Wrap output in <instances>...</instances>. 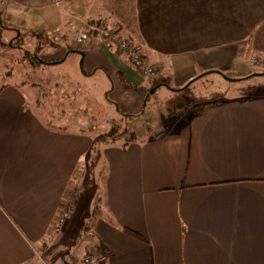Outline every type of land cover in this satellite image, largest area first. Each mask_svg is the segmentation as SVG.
I'll list each match as a JSON object with an SVG mask.
<instances>
[{
	"label": "crops",
	"instance_id": "obj_1",
	"mask_svg": "<svg viewBox=\"0 0 264 264\" xmlns=\"http://www.w3.org/2000/svg\"><path fill=\"white\" fill-rule=\"evenodd\" d=\"M95 1L0 0V24L56 39L70 26L78 28L76 36L98 21L119 29L160 76H142L97 36L80 49L78 79L106 78L105 100L120 116L140 118L149 95L158 91L183 100L180 85L222 65L232 75L242 73L238 66L249 49L264 54V16L247 17L264 14V0H120L118 8L103 0L107 10L93 11ZM155 6L166 9L165 48L150 44L142 32L145 18L155 20ZM239 10L248 13L241 16ZM212 21L217 28L208 34L218 38L208 40L195 22ZM195 69L201 73L194 77ZM26 97L13 87L0 90V264H44L45 257L69 264L86 256L88 264H264V94L195 104L188 99L179 105L185 108L181 119L174 116L166 132L139 140L122 137L101 149L107 164L93 215L90 194L85 203L78 199L92 172L93 134L68 132L66 123L53 126L40 107L34 110L41 118L35 117L23 104ZM73 189L78 197L72 212L81 210L73 231L68 234L72 224L66 220L55 231ZM83 224L89 228L85 242L77 233ZM68 235L75 252L69 261L61 256Z\"/></svg>",
	"mask_w": 264,
	"mask_h": 264
},
{
	"label": "rangeland",
	"instance_id": "obj_2",
	"mask_svg": "<svg viewBox=\"0 0 264 264\" xmlns=\"http://www.w3.org/2000/svg\"><path fill=\"white\" fill-rule=\"evenodd\" d=\"M80 1L82 3H86L89 0ZM119 1L120 0H113L111 7L118 8ZM260 1L261 0H259V2ZM72 3L68 5H71ZM78 4L79 3H74V6ZM102 4L103 0H96L94 6L92 7L93 11L101 9L103 10L104 5ZM86 9H84V11L81 13H86ZM104 9L107 10L106 7ZM77 11L80 13L78 8ZM124 11L121 12L123 17H128L129 12L126 11L125 13ZM165 13L166 9H164V7L155 6V20L150 23L149 19L145 18L144 23L146 24V27L142 31L147 40H149L150 44L155 46L157 45L158 47L162 48L166 47ZM238 13L241 16H245V14L248 12L245 10H239ZM249 14H255L259 20L263 19L264 16L263 12L259 11H254L253 13L249 12L247 17ZM195 24H197V27H203L205 31V36H203V38L208 40L212 39L213 37H216V39L218 38V36L211 37L208 34V30L212 28L214 29L213 26L215 25L213 21L208 23L195 22ZM8 28L11 27L0 25V39L6 43L5 46L0 47V90L5 89L6 87H13L15 90L20 92L23 97L24 95L27 96L26 98L28 99H25L23 103L25 107L31 109L33 113H35V117L40 115L38 113L39 111L36 112L34 109L40 107V111L43 112L42 116L47 120L51 119L50 123L53 126H57L59 124L63 126L66 123L68 124L69 128L64 129H66L68 132H74L75 130L82 129L92 133L94 136L93 148L88 153V155L92 157V162L91 160L88 161V167L89 169H92V172L91 175L89 172L87 173L85 191L81 193L79 196L80 198H78L80 201L85 203L88 200L86 197L87 193L90 194V204L92 205L91 209L93 208V212L91 213L92 215L94 214V211H96L97 206L100 205V200L102 199L101 184L103 183L102 180L104 178L102 175L103 173L105 174V165L107 164V159L105 158L106 154H102L103 152H101V149L103 151L105 148H107V146L116 144V142L120 141V138L122 137L139 140L143 137L153 136L157 132H166L167 127L172 121L175 120L173 118L177 116V121L181 119L179 116L182 114L185 108L180 110L181 108L179 105L184 104L188 99L192 101V104H195L199 101L204 102L218 98L221 100H230L232 98L247 99L253 96L264 94V68L260 64V62H264V54H259V51H257L255 48H252L244 54V60H246L247 63L246 61L245 64L241 62L240 64H242V66H238L242 73L232 75V73L235 72L231 73L230 67L226 68L224 65H222V67H217L215 71L212 70L209 75H206V77L203 75L188 86H186L187 83L180 85V93L184 97L183 100L179 98L176 100L166 99L159 91L152 93L149 95L145 113L140 116V118L131 119L128 116H120L119 114L117 115L115 104L105 100L104 92L109 87V82L106 78H104L106 82H103L102 75H100L102 78L100 76H96L95 78L91 79V81L88 80V82L87 80L81 81L78 79L81 77L79 61L81 59V53L83 52L80 50L83 46L77 44L73 40V35L76 34L75 32L78 30V28L73 26L67 28L65 31L66 35L63 36L66 43L64 44L63 41V43H61L62 45L58 44L57 46L55 43V36H53L54 38H51L54 40L55 46H49L45 40H37L38 42H41L40 46H42L37 52L38 57L41 59L54 60L56 58L62 57L68 48L72 50L62 63L41 68H39V65L35 66V64L30 63L27 59L20 60L22 50H34V45L38 43L36 42V39L32 36L26 35L24 37L22 36L23 38H20L22 40L18 38L13 40L14 37H17V33ZM222 30L226 33L228 31L227 29L223 28ZM224 37L225 36H222V38ZM13 44L20 45L21 48H14L12 46ZM248 47L249 46H247V48ZM138 48L142 53L143 51L141 47ZM261 49L262 47L260 46V50ZM34 70H37V73L31 72ZM199 70L200 69L193 70L196 72L194 77L201 73L198 72ZM221 72L223 75L221 74V76H219L218 74ZM23 74V77L20 76ZM183 76L185 75L181 74L176 77ZM212 79H216V81H212ZM40 83L46 88L48 86L50 90L46 91L44 87L38 85ZM171 84L175 87L179 86L177 85L176 81H172ZM42 90L47 92L45 98L41 96ZM40 96L41 100H39ZM77 108L83 111H77ZM59 118H61V120ZM76 119H78L79 123L75 121ZM86 123L88 126L85 125ZM46 124L49 125V122L46 121ZM105 134H109L106 139L102 138V136ZM97 136H100V139L102 140H106L105 142H110V144L107 145V143H104V141L101 142ZM80 165H84V162ZM79 185V181L74 184V186H76L78 189V193L80 192ZM77 197L78 196H76V198L73 200L69 216L65 219L66 222L72 224L71 228L68 229V234L73 231L72 227L81 211L77 209L76 215H74L72 212L73 208L76 206L75 203ZM78 205L80 206L82 204L77 202V206ZM63 225H61V227ZM88 231V224H83L81 228L77 230V233H81L80 240L82 242L88 240L87 237L83 236V234L87 233ZM53 232L55 231L53 230ZM62 232L63 229L61 230L60 234ZM75 240L77 239L75 238ZM73 243L74 237L68 235L64 244L62 245L64 251L61 253V256H63L65 260H68L70 256H74L75 254V252L69 248V246H72ZM82 259L83 258L77 260ZM36 261L37 264H41V261ZM48 263V257L47 260L45 257L44 264ZM49 264L53 263L50 262Z\"/></svg>",
	"mask_w": 264,
	"mask_h": 264
},
{
	"label": "built area",
	"instance_id": "obj_3",
	"mask_svg": "<svg viewBox=\"0 0 264 264\" xmlns=\"http://www.w3.org/2000/svg\"><path fill=\"white\" fill-rule=\"evenodd\" d=\"M98 36L107 45H110L116 50L120 55H124L132 65V67L142 76L149 78H157L160 76V71L147 61V59L139 51L138 47L133 41L127 37L112 31L107 26L103 24H98L96 26L87 28L84 31H80L75 37L74 41L84 46H88L93 39ZM261 66L264 68V62H260ZM77 195V190L73 189L68 196V199L64 203L56 221L54 227L55 231H58L59 226L65 221L69 216L70 210L72 208L71 204ZM91 259L89 256L83 258L81 261L73 259L69 264H79V263H90Z\"/></svg>",
	"mask_w": 264,
	"mask_h": 264
},
{
	"label": "trees",
	"instance_id": "obj_4",
	"mask_svg": "<svg viewBox=\"0 0 264 264\" xmlns=\"http://www.w3.org/2000/svg\"><path fill=\"white\" fill-rule=\"evenodd\" d=\"M100 23H102L101 21H98V22H96V23H92V24H95V25H93V26H96V25H98V24H100ZM1 25V24H0ZM8 29H12V30H15V32L17 33V37H14L13 38V40H16V38H18V39H20V38H23L24 36H26L27 34L29 35V36H32V37H34L35 39H36V42H38L37 40H45V42L46 43H48V45L49 46H55L54 45V40L53 39H51L52 37H48L47 35H42V34H37V33H32V32H30V33H26V32H21V31H19V30H17V29H15V28H8ZM109 29H111L112 31H115L116 33H119L120 31H119V29H117V28H109ZM120 34V33H119ZM1 35V34H0ZM122 35V34H121ZM23 36V37H22ZM54 38V37H53ZM64 39L65 38H63V37H59V38H57L56 39V41H55V43L57 44V46H58V44H61V43H63V41H64ZM20 40H22V39H20ZM131 40V39H130ZM8 43V42H7ZM9 44V43H8ZM40 44H41V42H38L37 44H35L34 45V50L33 51H27V50H22V53H21V59L20 60H22V59H24V60H28L30 63H32V64H35V66H38L39 65V68H41V67H46V66H51V65H54V64H57V63H59L61 60H63L64 59V57H67V54H69L72 50L71 49H67L66 50V53H64L63 55H62V57H60V58H56V59H54V60H45V59H41V58H39L38 57V55H37V52L41 49V47L42 46H40ZM6 45V43L4 42V41H2L1 39H0V47L1 46H5ZM14 48H17V49H20L21 48V46L20 45H16V44H13L12 45ZM110 48H112L110 45H108ZM114 51H116L114 48H112ZM38 70V69H37ZM37 70H34V71H31V72H34V73H37L36 71ZM18 74V73H17ZM20 76H24V74L23 75H20ZM24 79H25V77H24ZM26 80V79H25ZM28 81V80H27ZM24 83V82H23ZM27 83V82H26ZM39 83V82H38ZM153 84H155V85H160V84H162V80H159V79H153ZM17 85H19V84H17ZM33 85V84H32ZM39 86H41V87H44V89L46 90V91H49L50 89H49V87L47 86V88L43 85L42 86V84L40 83V84H38ZM41 91V96L42 97H46V95H47V92L46 91ZM41 96H40V99L39 100H41ZM218 101H216V102H214L213 104H216ZM200 108H202V107H200ZM109 136V134H105L104 136H102V138H104V139H106V137H108ZM97 138L98 139H100V136H97ZM96 138V139H97ZM126 231L128 232V233H130V234H133V235H135V236H140L139 234H137V233H135V232H133V231H131V230H127L126 229Z\"/></svg>",
	"mask_w": 264,
	"mask_h": 264
}]
</instances>
